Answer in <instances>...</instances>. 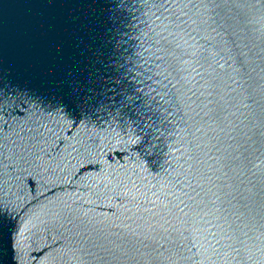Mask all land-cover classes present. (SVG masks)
<instances>
[{
    "label": "water",
    "instance_id": "water-1",
    "mask_svg": "<svg viewBox=\"0 0 264 264\" xmlns=\"http://www.w3.org/2000/svg\"><path fill=\"white\" fill-rule=\"evenodd\" d=\"M0 264H264V0H0Z\"/></svg>",
    "mask_w": 264,
    "mask_h": 264
}]
</instances>
